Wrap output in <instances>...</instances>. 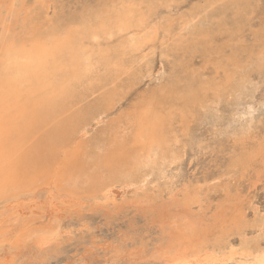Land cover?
<instances>
[{
	"label": "bare ground",
	"instance_id": "obj_1",
	"mask_svg": "<svg viewBox=\"0 0 264 264\" xmlns=\"http://www.w3.org/2000/svg\"><path fill=\"white\" fill-rule=\"evenodd\" d=\"M177 1L102 0L59 17L51 0H27L26 8L15 4L11 11L0 2V209L9 213L0 233L12 234L14 249L28 241L46 249L59 234L44 221L59 225L57 209L79 205L83 195L107 206L170 193L186 152L206 133L237 142L226 164L230 179L264 176V96L255 99L253 78L264 74V46L238 38L257 0H204L174 18ZM214 32L232 41L238 35L225 59L222 48L212 49ZM256 37L264 43V35ZM200 41L223 66L219 77L172 61L108 131L89 135L119 111L117 102L141 78L134 64L156 43L176 49ZM202 126L200 139L195 132ZM195 195L183 198L193 203ZM227 200L204 228L187 221L186 211L179 216L184 228L173 220L179 234L151 255L154 262L128 256L125 264H264V215L252 207L249 219L244 200Z\"/></svg>",
	"mask_w": 264,
	"mask_h": 264
},
{
	"label": "rangeland",
	"instance_id": "obj_2",
	"mask_svg": "<svg viewBox=\"0 0 264 264\" xmlns=\"http://www.w3.org/2000/svg\"><path fill=\"white\" fill-rule=\"evenodd\" d=\"M1 1L6 6V10L10 11L14 9L15 4L23 9L26 8L25 3H27V0ZM100 1L102 0H51L50 4L55 5V17H59L62 13L68 15L70 12L79 11L84 5H98ZM203 3L204 0H178L171 5L173 17L181 18V14L187 15L192 7ZM165 6L161 5L159 11L166 13ZM249 17V23L243 27L241 33H238V35H243V38L237 35L238 38L244 39L246 46L251 47L256 43L264 46V43H260L256 37L259 34L263 39L264 35V0L255 2ZM212 34V49L215 51L216 48H222L224 51L222 59L231 55V48L237 36L232 41V37L226 32ZM1 39L0 35V42ZM201 45L200 41L196 45L192 43L190 47L175 49L171 44L167 47V43L163 45L156 43L153 53L148 55L144 61L138 59L134 64L141 78L139 77L138 83L119 99L117 102V106L121 105L119 111L104 116L103 122L89 135L98 134L103 130L108 131L106 130L108 123L124 115L131 108L130 104L138 102L141 95L157 83V72L162 70L167 73L172 61L182 60L188 64L191 71H196L205 78L219 77L223 66H219L207 51H202ZM148 71H151L153 75L151 79L146 75ZM253 78L258 83L255 99L261 100L264 96V74L259 77L253 73ZM178 126L180 123L175 122L174 127L178 128ZM203 131L202 126L195 132V135L201 139L203 135L205 137ZM206 136L207 140H202L199 145H194L186 152L180 166V173L170 193L163 192L150 200H144L145 197H138L137 200L132 197L123 200L117 198L115 204L108 203L107 206L102 205L100 200L93 203V200L83 195L84 199L80 200L79 205L57 209L59 223L61 222L59 225H56L57 222L53 220L44 221L45 226H53L57 230L56 235H60H57L55 241L46 249L45 246L42 249L36 248L31 241L20 249H14L10 246L12 234L0 233V264H125L128 256L154 262L151 255L157 249L167 246L170 240L179 234L172 222L179 220V216H183L185 211L187 221H191L199 229L211 223L215 214L219 213V210H224V206L229 201L227 199L232 197L244 200L245 211L250 210L245 212L250 214H246L248 218L250 216L251 219L254 218L252 207L259 208V215H264V176L256 177V175L249 174L247 177L237 176L230 179L225 174L226 164L233 152L237 150V142L225 136L213 139L210 134L206 133ZM224 183H227V186ZM255 186L257 193L254 192L256 191ZM197 191L198 195H195L196 200L193 203L188 199L189 196L183 198L184 194L188 192L195 194ZM206 196L211 198L207 199ZM185 200L189 201L188 205ZM249 201L250 207L247 206ZM2 211L3 209H0V221H3L5 216L9 217V213H2ZM16 222H13L14 228L20 226L19 222ZM178 223L184 228L185 219L179 220ZM233 238L235 239L236 236Z\"/></svg>",
	"mask_w": 264,
	"mask_h": 264
}]
</instances>
